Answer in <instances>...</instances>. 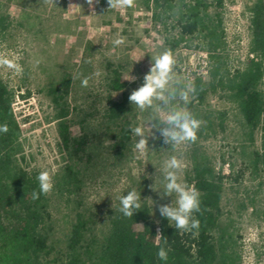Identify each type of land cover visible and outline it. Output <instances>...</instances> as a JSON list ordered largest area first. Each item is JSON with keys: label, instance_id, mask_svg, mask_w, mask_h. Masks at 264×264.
I'll use <instances>...</instances> for the list:
<instances>
[{"label": "rangeland", "instance_id": "rangeland-1", "mask_svg": "<svg viewBox=\"0 0 264 264\" xmlns=\"http://www.w3.org/2000/svg\"><path fill=\"white\" fill-rule=\"evenodd\" d=\"M254 1L226 0L227 54L232 70L243 67L253 56L249 7ZM0 15L8 17L9 26L3 31L0 28V79L17 95L16 109L25 127L24 166L38 173L48 171L52 178L49 196L58 238H66L78 212L86 214L96 234L102 236L109 227L111 212L120 206L119 196L132 189L153 207V218L159 223V207L171 204L172 198L162 200L152 191L154 181L145 177L155 176L157 169L162 170L164 162L175 155L183 164L181 181L189 186L186 175L191 169V142L170 150L171 145L162 137H149L152 152L141 157L134 149L137 138L133 136L122 156L114 148L116 131L107 120L111 99L129 102L149 72L151 56L167 50L152 14L139 0L112 9L102 6L100 0L92 4L88 0H0ZM118 38L124 43L114 46L113 40ZM173 55L181 86L193 89L195 79L207 74L206 53L183 47ZM109 63L122 65L126 78L133 67L135 82L128 81L124 91L111 92L107 86ZM66 72L73 77L68 99L73 132L79 136L85 127L93 160L82 188L62 195L55 178L66 163V155L48 91ZM84 79H88L87 87L82 85ZM193 100L192 91L189 104ZM205 109L214 112L215 126L207 138H201L200 146L223 178L224 224L234 236L241 264H264V171L256 172L251 163L253 147L246 146L241 137L237 106L221 94H211ZM131 110L134 126L145 124L151 115V110L134 111L132 106ZM219 113H225L223 126L216 117ZM149 198L155 206L147 201Z\"/></svg>", "mask_w": 264, "mask_h": 264}, {"label": "trees", "instance_id": "trees-1", "mask_svg": "<svg viewBox=\"0 0 264 264\" xmlns=\"http://www.w3.org/2000/svg\"><path fill=\"white\" fill-rule=\"evenodd\" d=\"M100 4L110 6L108 0H100ZM139 4L152 14L167 50L175 53L183 47L196 48L207 55V74L195 79L194 100L189 104L194 117L202 122L196 141L191 142V169L186 175L188 185L200 194V211L194 214L199 229L176 231L161 215L157 223L153 207L142 201L133 217L123 216L120 206L114 209L102 236L96 234L91 219L78 212L66 238L59 239L49 192L33 198V192H39V173L23 163L25 127L16 109V92L0 79V129H7L0 130V264H241L234 236L223 220V178L200 141L215 126L214 112L205 109L208 98L221 94L239 110L240 133L246 146L253 147L250 159L254 170L264 171V0H255L249 7L253 56L235 70L227 54L226 0H139ZM7 21V16L0 15L2 31L9 27ZM108 71L109 90L124 91L128 86L124 67L109 63ZM72 88L73 77L66 72L48 91L66 155V163L55 178L62 195L82 188L93 160L85 127L79 136L73 132L68 101ZM131 111L126 99H111L107 111L108 126L116 131L114 148L122 156L133 139L129 131L134 126ZM216 117L223 126L225 113ZM161 247L168 250L167 262L157 256Z\"/></svg>", "mask_w": 264, "mask_h": 264}, {"label": "clouds", "instance_id": "clouds-1", "mask_svg": "<svg viewBox=\"0 0 264 264\" xmlns=\"http://www.w3.org/2000/svg\"><path fill=\"white\" fill-rule=\"evenodd\" d=\"M88 3L92 4L93 0H88ZM108 3L112 9L128 5L131 0H108ZM123 43V38L113 40L114 46ZM175 65L176 61L171 50L151 56V67L143 78V84L133 90L129 96V102L134 111L151 110V115L145 124L130 126L129 129L131 135L137 138L134 149L141 157L152 152L149 147V137L153 139L162 137L165 144L171 145L170 150H175L177 146L197 139L202 122L195 118L188 108L190 93L193 89L190 85L181 86L176 76ZM132 71L133 67L125 80L135 82L136 78L131 75ZM82 85L87 87L88 79H84ZM0 130L7 129L5 127ZM182 169V162L173 155L164 162L162 170L157 169L155 176L145 178L154 181L151 186L152 191L156 192L162 200L172 198L171 204H163L159 207L160 215L167 219L169 226L176 231L191 232L198 230L200 226L194 214L200 211L201 201L199 192L181 181ZM36 179L39 192H33L34 199H38L40 194H47L53 188L48 171H41ZM125 193L119 196V212L125 217H133L141 208L143 201L141 193L135 189ZM149 200L154 202L155 206L156 202L150 198L147 201ZM159 237L158 235L157 238ZM157 256L161 261L167 262L168 250L161 247Z\"/></svg>", "mask_w": 264, "mask_h": 264}]
</instances>
